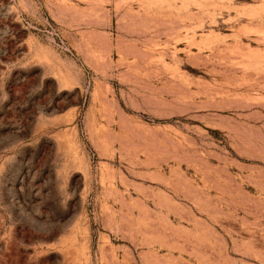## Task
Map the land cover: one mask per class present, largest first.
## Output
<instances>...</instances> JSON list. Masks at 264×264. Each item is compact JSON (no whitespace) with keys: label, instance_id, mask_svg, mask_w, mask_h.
<instances>
[{"label":"rangeland","instance_id":"1","mask_svg":"<svg viewBox=\"0 0 264 264\" xmlns=\"http://www.w3.org/2000/svg\"><path fill=\"white\" fill-rule=\"evenodd\" d=\"M0 264H264V0H0Z\"/></svg>","mask_w":264,"mask_h":264}]
</instances>
